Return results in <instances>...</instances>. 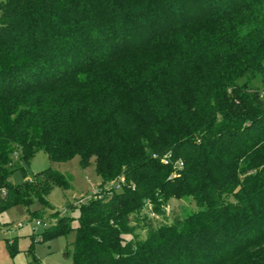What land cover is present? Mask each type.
<instances>
[{
    "label": "trees",
    "instance_id": "obj_1",
    "mask_svg": "<svg viewBox=\"0 0 264 264\" xmlns=\"http://www.w3.org/2000/svg\"><path fill=\"white\" fill-rule=\"evenodd\" d=\"M41 150L101 179L71 264H264V0H0V214L71 188Z\"/></svg>",
    "mask_w": 264,
    "mask_h": 264
},
{
    "label": "rangeland",
    "instance_id": "obj_2",
    "mask_svg": "<svg viewBox=\"0 0 264 264\" xmlns=\"http://www.w3.org/2000/svg\"><path fill=\"white\" fill-rule=\"evenodd\" d=\"M23 167L29 178L45 169L60 171L70 181L71 188L53 189L49 201L54 209L43 208L39 202H35L30 207L13 206L0 214V264H71V261L64 257V250L66 247H71L75 239V230L71 229L66 235L45 239L43 232L48 225L43 223L37 225L36 219L43 216V218L52 216L51 219H55L67 213L73 218L71 226L76 227L79 211L72 209L71 205L101 187V179L96 173L94 160L92 159L86 166L82 164L79 156L64 162H56L41 150L29 164H23ZM11 180L14 183L22 182V170L17 169ZM184 207H195V205L190 199H171L166 207L167 214L181 211ZM42 210L43 216L37 214L36 217L34 213ZM167 247V244H162L158 249L165 252L168 250Z\"/></svg>",
    "mask_w": 264,
    "mask_h": 264
},
{
    "label": "built area",
    "instance_id": "obj_3",
    "mask_svg": "<svg viewBox=\"0 0 264 264\" xmlns=\"http://www.w3.org/2000/svg\"><path fill=\"white\" fill-rule=\"evenodd\" d=\"M162 160H163V162H165V163L168 162V158H167L166 156H164ZM179 165L181 166L182 163L180 162ZM123 180H124L123 177H118L117 179H115V180L111 183L110 186H108V187L105 186L104 189H106V190H110V189L114 188V189H116V190H120L121 187H122ZM98 191H99V189H98V190H95L93 193H97ZM93 193H92V194H93ZM89 197H90V195H88L87 197H82V198H80L78 201H76V204H80L81 202L87 200ZM51 221H52V219H47V221H45V220L43 221V220H41V219H36V224H37V225H41V224L43 223L44 225H49V224L51 223ZM19 225H20V224H19Z\"/></svg>",
    "mask_w": 264,
    "mask_h": 264
}]
</instances>
